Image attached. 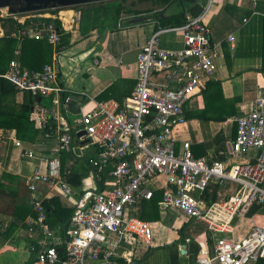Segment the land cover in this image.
I'll return each instance as SVG.
<instances>
[{
    "label": "built area",
    "instance_id": "built-area-1",
    "mask_svg": "<svg viewBox=\"0 0 264 264\" xmlns=\"http://www.w3.org/2000/svg\"><path fill=\"white\" fill-rule=\"evenodd\" d=\"M212 3L206 0L201 15L188 14L185 25L168 29L183 34L180 49L160 46V35L167 30L157 32L147 42L137 57L133 94L122 103L61 87L53 64L36 73L16 60L9 63L4 79L19 93L28 92L49 102V106L39 103L36 107L40 145L56 140L50 155L26 149L21 141L15 143L24 157L39 161L27 180L34 212L27 231L34 239L30 251L38 263L146 264L143 250L156 247V229L141 219L137 210L157 192L162 193L159 208L163 215L178 210L188 220L205 223L214 234L212 249L205 238L186 239V257L191 255L188 248L196 247L192 264L264 260V225H253L245 237L234 238L237 220L246 217L255 205L264 209V88L257 91L248 113L231 119L237 131L219 152L224 161L196 158L191 143L179 148L176 138L177 128L186 123V106L218 73V46L205 22ZM1 12L0 18L11 16ZM12 17L19 24L14 34L17 38L45 41L55 49L62 45L63 29L55 23L59 19L54 14ZM228 41L234 43V36ZM77 99L81 100L79 113L71 121L69 106ZM81 132L85 136L79 137ZM2 146L0 137V150ZM89 146L95 149V157L86 160L94 187L77 193L66 180L69 173L63 169L62 156L83 159ZM214 188L217 200L210 204L203 196ZM54 193L78 195L69 224L56 229L48 222L45 206Z\"/></svg>",
    "mask_w": 264,
    "mask_h": 264
},
{
    "label": "crops",
    "instance_id": "crops-1",
    "mask_svg": "<svg viewBox=\"0 0 264 264\" xmlns=\"http://www.w3.org/2000/svg\"><path fill=\"white\" fill-rule=\"evenodd\" d=\"M201 5H205V1H202ZM152 6L151 1L144 2L135 13L123 15L118 22H110L104 15V9L93 4L58 9L54 16L61 22L63 35H67L64 41L62 37V45L55 49L47 42L37 43L33 39H19L14 33L13 37L19 42L16 50L8 48L5 42L0 43V73L4 75L13 60L36 73L42 72L46 65L53 64L58 68V84L61 87L76 94L86 93L98 100L115 99L122 103L131 97L137 84L138 54L157 32L167 30L160 35L162 48L180 49L183 46L181 32L158 28L159 19L174 14L177 6L170 7L163 13H161L163 8L154 9ZM205 22L212 30V42L218 46L219 69L211 80H216L222 85L223 99L227 102L226 108L236 110L239 116L245 115L251 110L257 91L264 88V0H213ZM4 35L5 32L0 26V39ZM231 36L235 38L234 43L228 41ZM10 57V61L2 60ZM25 96V93L17 91L13 101L19 106L23 105ZM39 103L49 106L47 100H42L38 101L32 110L31 121L38 132L40 130L35 112ZM201 107L200 94L186 106V113L199 110ZM76 119L77 117L74 120ZM231 119L219 123L186 118V123L176 130L178 147L180 148L183 143H191V150L196 158L224 161L225 157L220 156L219 152L224 151L226 144L235 137L236 126L231 123ZM206 123H218L219 128L210 136L204 125ZM40 133L36 142L23 141L18 138L15 128L0 127V137L3 139L0 150L3 160V169L0 170V264H40L30 251L34 239L30 238L27 231V222L33 217L27 180L34 173L39 161L24 157L22 150L15 144L18 140L26 149L43 150L50 155L49 150L55 146L56 140L45 147L41 146ZM76 138L74 139L81 144L82 142ZM253 155L254 151H251L250 156ZM83 156V159H76L67 154L62 156L63 169L69 173L66 180L72 185L69 181L72 176L77 173L80 177V186L72 185L77 193L85 187H94L86 160L95 157V149L92 146L85 147ZM47 189V187L43 189L44 194L47 193ZM77 193L71 197L54 193L46 201L59 199L63 207L74 210L78 199ZM140 211L142 212V208ZM141 212L139 215L137 210L140 218ZM160 214L163 220L156 222L145 220L154 224L157 239L156 247L143 250L145 255L143 261L146 264H168V252L162 255L164 257L162 261L147 262V258L154 257L153 253L149 252L150 249L180 241L179 234L177 237L164 233L163 236H158L163 221L168 220L161 211ZM260 214L254 215L253 219L247 216L241 218L245 230L237 237L235 234L234 238L245 237L255 225L254 218L264 216ZM186 222L188 220L183 224ZM235 226L236 233L238 222ZM183 245L179 246L180 264H192L196 256V247H189L191 255L186 257V254L181 255ZM148 252L150 254L147 257ZM253 263L256 264L257 261Z\"/></svg>",
    "mask_w": 264,
    "mask_h": 264
},
{
    "label": "trees",
    "instance_id": "trees-1",
    "mask_svg": "<svg viewBox=\"0 0 264 264\" xmlns=\"http://www.w3.org/2000/svg\"><path fill=\"white\" fill-rule=\"evenodd\" d=\"M151 1L154 9H161L163 11L168 10V8L176 6L179 0H147ZM125 0H114L107 2H100L98 6L104 9V15L109 21L118 22L123 15H130L135 13L136 10H131L126 8L124 5ZM202 2H198L195 5L190 6L186 10H181L179 7L174 12V14L165 16L159 19V27L162 29L178 28L186 24L187 15L191 14L193 17H198L202 14L204 5ZM98 4L94 3L93 5ZM181 7V6H180ZM52 14H56L57 10L44 11ZM159 15V14H158ZM58 27L61 28V22L59 20L55 21ZM0 26L4 30L5 35L0 39V43L5 42L8 48L16 50L18 45V39L13 37V34L18 31L19 24L14 20L12 16L6 18H0ZM63 41L67 39V35H63ZM27 40V39H25ZM30 40V39H28ZM32 40V39H31ZM37 43H46L45 41H36ZM48 44V43H47ZM4 62L9 59L2 58ZM1 63V57H0ZM8 69V67H7ZM264 70V69H263ZM4 72V69L2 70ZM7 71V70H6ZM3 73H0V127L8 126L10 128H15L17 131L18 138L23 141L36 142V138L39 134L35 130L34 123L31 121V116L33 114L34 107L36 106L37 98L31 96L30 93H25V101L23 105H17L13 99L17 94V90L9 83L7 80L1 77ZM200 95V94H199ZM202 97V107L199 110L190 111L185 114L186 118L189 120L197 119L200 121H214L219 123L227 122L228 119L239 116L237 111L234 109L226 108L227 102L223 99L222 85L216 80H209L207 82L206 89L201 93ZM35 122V121H34ZM236 126V125H235ZM235 130V136H236ZM33 133V135H32ZM41 134V133H40ZM235 138V137H234ZM72 185L78 187L80 186V177L77 173L72 176L69 180ZM204 199L208 203H213L217 200V188L212 189V191H207L204 194ZM162 198V193L157 192L154 199L143 203L141 218L148 221H160L161 214L159 211V203ZM211 199V200H210ZM45 206L49 215V224L52 228L56 229L58 227L67 226L69 224L70 218L74 214V210L67 209L63 207L59 199H52L45 202ZM32 216H34L33 208L31 205ZM264 212V209L255 205L251 211L246 215L251 218L258 213ZM178 234L180 236V241L164 246L168 251L169 260L168 264H180V244H186V239L191 238L193 241H197L202 236L206 239L209 247L212 249L214 245V234L211 233L207 225L201 221L188 220L181 229H179ZM150 249L152 254L154 251L158 250ZM147 257L149 256V253ZM256 264H264V260H258Z\"/></svg>",
    "mask_w": 264,
    "mask_h": 264
},
{
    "label": "water",
    "instance_id": "water-1",
    "mask_svg": "<svg viewBox=\"0 0 264 264\" xmlns=\"http://www.w3.org/2000/svg\"><path fill=\"white\" fill-rule=\"evenodd\" d=\"M107 1L114 0H0V11H5L8 15L14 16ZM198 2L199 0H179L182 10H186L188 7L195 5ZM38 101L41 102L42 99H39ZM79 106V100H73L69 106L70 112L73 115H77L79 113ZM78 136H85V132L79 133ZM186 252L187 246L183 245L181 255L184 256Z\"/></svg>",
    "mask_w": 264,
    "mask_h": 264
},
{
    "label": "rangeland",
    "instance_id": "rangeland-1",
    "mask_svg": "<svg viewBox=\"0 0 264 264\" xmlns=\"http://www.w3.org/2000/svg\"><path fill=\"white\" fill-rule=\"evenodd\" d=\"M203 1L206 2V0H203ZM144 2H147V0H125L124 5H125L126 8H129V9H131L133 11V10H136V9L138 10L140 8L139 6L142 3H144ZM98 5H99V3L98 4H95L94 6H98ZM176 6H177V8L179 7L182 10V7H180V4L179 3H177ZM2 13L3 12L0 11V15H3ZM125 16H127V15H125ZM110 22H114V21L112 20ZM69 118L71 119V121H73L75 119V117L72 116V115H69L68 116V119ZM204 125L207 127L208 135H210V136L212 134H214L217 131V129L219 128V124L218 123H213V124L206 123ZM141 208H142V206H140L138 208V214L139 215H140V212H141L140 211ZM260 215H264V212H262ZM164 217L166 219H168V220L167 221H163V224L159 228V230L161 231L160 232L161 234L159 233L158 236H160V235L163 236L164 234H166V235H170L172 237H177L178 231H179V229H181L184 221H187L188 220L186 218V216L183 213H181L180 211H178V210H172L169 213H164ZM255 218H254L255 225H257V226H263L264 225V216L263 217L262 216L261 217H257L256 219ZM160 219L163 220L162 218H160ZM241 220L242 219H239V221L238 220L236 221V222H238V225H239V227L237 228V231L235 233L236 234V237L238 235L243 234L242 232L245 230L244 221L242 220V222H240ZM200 239H204V236H202ZM200 239H198V240H200ZM167 251L168 250L165 249V248H159L158 250H156V251L153 252L152 256H154V257L147 258V262H149L151 260L154 261V262L162 261L163 258H164L162 255L167 254ZM250 264H254V263L251 262Z\"/></svg>",
    "mask_w": 264,
    "mask_h": 264
},
{
    "label": "bare ground",
    "instance_id": "bare-ground-1",
    "mask_svg": "<svg viewBox=\"0 0 264 264\" xmlns=\"http://www.w3.org/2000/svg\"><path fill=\"white\" fill-rule=\"evenodd\" d=\"M13 86V85H12ZM14 87V86H13ZM37 99H40V98H37Z\"/></svg>",
    "mask_w": 264,
    "mask_h": 264
}]
</instances>
